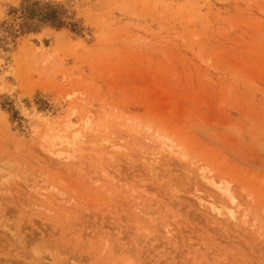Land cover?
<instances>
[{
    "label": "rangeland",
    "instance_id": "1",
    "mask_svg": "<svg viewBox=\"0 0 264 264\" xmlns=\"http://www.w3.org/2000/svg\"><path fill=\"white\" fill-rule=\"evenodd\" d=\"M24 1L0 0V264H264V0H33L66 26L22 34Z\"/></svg>",
    "mask_w": 264,
    "mask_h": 264
},
{
    "label": "trees",
    "instance_id": "2",
    "mask_svg": "<svg viewBox=\"0 0 264 264\" xmlns=\"http://www.w3.org/2000/svg\"><path fill=\"white\" fill-rule=\"evenodd\" d=\"M22 34L36 33L41 26L55 29L65 27L57 8L39 1H24L20 7Z\"/></svg>",
    "mask_w": 264,
    "mask_h": 264
},
{
    "label": "bare ground",
    "instance_id": "3",
    "mask_svg": "<svg viewBox=\"0 0 264 264\" xmlns=\"http://www.w3.org/2000/svg\"><path fill=\"white\" fill-rule=\"evenodd\" d=\"M166 147V146H165ZM168 149H169V147H168ZM171 150H172V148H171ZM170 151V150H169ZM167 153V152H166ZM202 179L205 181V184H207L208 186H211V187H214L221 195H223V196H228L226 193H225V191L223 190V188H221V187H223V186H221V187H217V186H215L216 184L214 183V181L212 180L213 179V177L212 176H210V175H208L207 173H204V174H202ZM209 189V188H208ZM224 189H226V188H224ZM230 197V196H229ZM211 206H213V205H211ZM211 208V207H210Z\"/></svg>",
    "mask_w": 264,
    "mask_h": 264
}]
</instances>
